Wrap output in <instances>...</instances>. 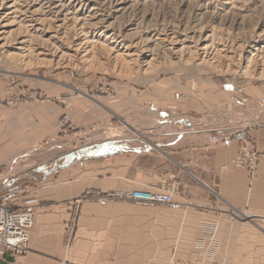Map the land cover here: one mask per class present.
Wrapping results in <instances>:
<instances>
[{
	"label": "crops",
	"instance_id": "crops-1",
	"mask_svg": "<svg viewBox=\"0 0 264 264\" xmlns=\"http://www.w3.org/2000/svg\"><path fill=\"white\" fill-rule=\"evenodd\" d=\"M204 84L171 81L141 94L117 86L104 101L114 122L168 114L175 121L160 131L133 128L140 132L131 138L102 143L105 153L68 164L64 159L86 150L89 140L55 158L39 147L35 111L0 118V203L37 201L27 252L5 249L0 264H264V124L216 127L210 116L229 111L231 95ZM86 111L91 124L103 115L108 121L105 107ZM49 119L55 129L56 116ZM217 131L226 137L220 143L210 139ZM252 155L259 156L254 169ZM166 183L180 209L81 200L89 192L157 191Z\"/></svg>",
	"mask_w": 264,
	"mask_h": 264
},
{
	"label": "rangeland",
	"instance_id": "rangeland-1",
	"mask_svg": "<svg viewBox=\"0 0 264 264\" xmlns=\"http://www.w3.org/2000/svg\"><path fill=\"white\" fill-rule=\"evenodd\" d=\"M171 81L223 87L232 107L210 116L218 128L264 124V0H0V118L35 111L39 147L55 158L89 140L63 164L173 124L171 114L114 122L104 102L117 86L141 94ZM89 105L108 121L88 122Z\"/></svg>",
	"mask_w": 264,
	"mask_h": 264
},
{
	"label": "built area",
	"instance_id": "built-area-1",
	"mask_svg": "<svg viewBox=\"0 0 264 264\" xmlns=\"http://www.w3.org/2000/svg\"><path fill=\"white\" fill-rule=\"evenodd\" d=\"M64 125H67L69 128L71 126V120L68 116L64 120ZM225 138L223 135L216 133L210 136L211 141L215 143H220ZM242 154L246 157L244 151ZM257 159L255 158L252 169L257 165ZM240 161H243V158ZM88 198H95L101 205L109 201L121 200L143 206L167 204L174 209H180L183 204L175 200V190L168 183L157 191L135 189L134 191H113L108 194L89 192L81 200ZM81 200L75 201L76 208ZM36 206L37 201L35 199H28L26 203L19 207H10L5 203H0V253L5 249L13 251L15 254H24L27 252L30 241L29 233L35 226ZM71 223L72 232H74V228L78 224L77 215L73 217Z\"/></svg>",
	"mask_w": 264,
	"mask_h": 264
},
{
	"label": "bare ground",
	"instance_id": "bare-ground-1",
	"mask_svg": "<svg viewBox=\"0 0 264 264\" xmlns=\"http://www.w3.org/2000/svg\"><path fill=\"white\" fill-rule=\"evenodd\" d=\"M218 132V131H217ZM123 202V201H122Z\"/></svg>",
	"mask_w": 264,
	"mask_h": 264
}]
</instances>
